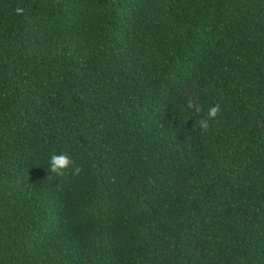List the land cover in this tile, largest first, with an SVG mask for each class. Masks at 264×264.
I'll list each match as a JSON object with an SVG mask.
<instances>
[{"label":"trees","instance_id":"1","mask_svg":"<svg viewBox=\"0 0 264 264\" xmlns=\"http://www.w3.org/2000/svg\"><path fill=\"white\" fill-rule=\"evenodd\" d=\"M0 264H264V0H0Z\"/></svg>","mask_w":264,"mask_h":264},{"label":"clouds","instance_id":"2","mask_svg":"<svg viewBox=\"0 0 264 264\" xmlns=\"http://www.w3.org/2000/svg\"><path fill=\"white\" fill-rule=\"evenodd\" d=\"M18 11H20L18 9ZM187 109L194 110L195 113L199 114L202 111V108L198 102L193 98L189 97L186 103ZM221 112L219 104L210 106L207 112L206 117L200 118L195 123L198 125L200 130L204 133H207L210 130V121L214 120L217 115ZM74 164V161L66 153H52L49 158V170L57 175H62L64 170L69 168ZM81 167L76 165L72 169L73 175H79L81 172Z\"/></svg>","mask_w":264,"mask_h":264}]
</instances>
